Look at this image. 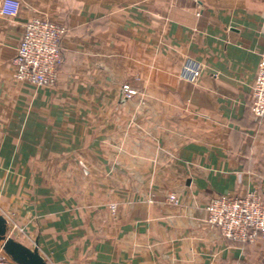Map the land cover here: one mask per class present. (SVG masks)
Returning a JSON list of instances; mask_svg holds the SVG:
<instances>
[{
	"label": "crops",
	"instance_id": "obj_1",
	"mask_svg": "<svg viewBox=\"0 0 264 264\" xmlns=\"http://www.w3.org/2000/svg\"><path fill=\"white\" fill-rule=\"evenodd\" d=\"M17 1L0 16V216L20 242L46 264H264L261 240L205 222L221 194L264 198V0ZM33 18L68 30L53 89L14 78Z\"/></svg>",
	"mask_w": 264,
	"mask_h": 264
},
{
	"label": "built area",
	"instance_id": "obj_2",
	"mask_svg": "<svg viewBox=\"0 0 264 264\" xmlns=\"http://www.w3.org/2000/svg\"><path fill=\"white\" fill-rule=\"evenodd\" d=\"M17 0H1L0 16L16 17L19 9ZM68 30L59 24L43 18L29 20L23 28L16 56L14 78L17 82L36 88L53 89L57 84V66L61 63L60 43ZM123 100L137 95L130 84L121 86ZM251 112L258 121H264V54L254 84L252 86ZM87 174V170H84ZM263 189L255 188L244 194H221L206 206L205 222L216 229L226 240L240 243H264V198ZM168 203H177L174 195L168 197ZM7 236L12 233L22 235L24 231L13 220V216L4 218ZM13 229H12V228ZM17 234V236H18ZM13 239V238H12ZM0 264H16L0 246Z\"/></svg>",
	"mask_w": 264,
	"mask_h": 264
},
{
	"label": "water",
	"instance_id": "obj_3",
	"mask_svg": "<svg viewBox=\"0 0 264 264\" xmlns=\"http://www.w3.org/2000/svg\"><path fill=\"white\" fill-rule=\"evenodd\" d=\"M0 246L16 264H46L36 249H29L7 236L6 221L0 216Z\"/></svg>",
	"mask_w": 264,
	"mask_h": 264
},
{
	"label": "rangeland",
	"instance_id": "obj_4",
	"mask_svg": "<svg viewBox=\"0 0 264 264\" xmlns=\"http://www.w3.org/2000/svg\"><path fill=\"white\" fill-rule=\"evenodd\" d=\"M17 224V223H16ZM18 225V224H17ZM12 228V227H11ZM13 229V228H12ZM18 234V233H17ZM17 234H15L14 232L12 233V238L14 239V240H16V241H18V242H20V240H22V241H24V239H25V236L26 235H24V234H22V235H19L18 234V236H17ZM21 243V242H20ZM22 244V243H21Z\"/></svg>",
	"mask_w": 264,
	"mask_h": 264
},
{
	"label": "trees",
	"instance_id": "obj_5",
	"mask_svg": "<svg viewBox=\"0 0 264 264\" xmlns=\"http://www.w3.org/2000/svg\"><path fill=\"white\" fill-rule=\"evenodd\" d=\"M250 110H251V108H250ZM252 113V112H251ZM253 115V114H252ZM263 194V193H262ZM240 243V242H239Z\"/></svg>",
	"mask_w": 264,
	"mask_h": 264
}]
</instances>
